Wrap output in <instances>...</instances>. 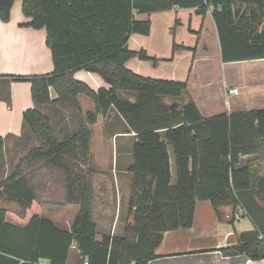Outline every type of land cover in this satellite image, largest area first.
Segmentation results:
<instances>
[{
	"label": "trees",
	"instance_id": "trees-1",
	"mask_svg": "<svg viewBox=\"0 0 264 264\" xmlns=\"http://www.w3.org/2000/svg\"><path fill=\"white\" fill-rule=\"evenodd\" d=\"M15 1L0 0L1 22L9 21ZM21 3L23 16L30 19L22 26L46 32L53 71L10 78L30 83L34 107L23 113L22 134L13 147L23 156L0 181V264H66L70 248L76 249L87 264H148L156 258L164 233L191 227L197 201L210 202L215 211L240 204L250 210L251 206L242 202V195L253 187L264 194V177L251 180L243 162L244 157L259 153L264 139V108L205 119L191 100L182 107L164 103L165 98H180L187 82L151 79L125 67L131 58L154 66L161 61L144 50H129L127 42L132 34L148 36L151 32L150 20H138L136 16L148 17L172 8L195 10L202 19L211 11L222 63L264 60V27L260 31L256 28L264 15V0ZM178 50L195 52L173 41L167 61ZM79 70L98 75L109 90L93 93L73 79V73ZM50 88L57 95L55 100L50 99ZM122 91L133 94L135 101L120 99L117 93ZM79 94L92 98L96 109L65 131L51 117L60 120L62 107L79 115ZM6 103L10 105V98ZM111 107L126 131L135 135L129 167L133 182L122 237H112L109 232L113 208L108 205V192L102 185L95 186L94 171L84 169L92 135L88 126ZM5 141L0 137V172L6 166ZM169 147L174 155L175 184L171 183ZM46 191L49 201L78 207L69 231L38 215L24 227L6 221L4 203L15 204L25 213L40 201L39 193ZM102 215L105 225L100 222ZM99 230L100 241L96 238ZM258 235L259 231L242 233L236 247L221 252L262 260L264 246Z\"/></svg>",
	"mask_w": 264,
	"mask_h": 264
},
{
	"label": "crops",
	"instance_id": "crops-1",
	"mask_svg": "<svg viewBox=\"0 0 264 264\" xmlns=\"http://www.w3.org/2000/svg\"><path fill=\"white\" fill-rule=\"evenodd\" d=\"M21 4V0H16L11 8L9 21L7 23L0 21V137L6 138L4 150L9 140H14L12 146L14 147L17 138L22 134L23 113L34 107L30 83L16 82L10 78L48 75L53 71L51 55L45 45L46 32L44 29L35 30L22 26L30 19L23 16ZM210 17L211 11L207 12L202 19L195 14V10L180 8L154 13L148 17L136 16L138 20L147 18L150 20L151 32L148 36L132 34L127 42L128 49L144 50L149 56L161 61L154 66L150 62L131 58L125 63V67L135 74L151 79L187 82L186 92L180 98H165L164 103H175L182 107L191 100L205 119L222 113L259 110L251 109L250 93L248 89L247 93L242 91L247 79H243L240 72L225 73L223 76L215 73L214 66L222 69L228 64L238 66L240 63L249 61L225 64L221 62L218 36L214 22L211 24L208 21ZM175 22L178 23L176 26ZM198 27L199 30H197ZM199 31H201L200 36L196 38L192 32ZM209 34L216 46L212 56L207 51L206 43H203ZM173 41L187 49H195L194 54L190 50H178L173 59L167 61L171 57ZM201 45L202 51L205 50L204 53L200 52ZM73 79L86 85L95 94L109 90V85L98 75L84 70L74 72ZM256 81L263 83L256 89L264 91V78H256ZM232 89H237V94L230 93ZM49 96L51 100L57 97L51 88ZM117 96L130 102L135 101L131 93L122 91L118 92ZM7 98H10V105L6 103ZM182 98L183 101L180 102ZM77 102L80 107L79 115L68 107H62L59 110L62 113L61 119L58 120L52 116V122H60V128L66 131L72 129L78 121L84 120L86 113H93L96 109L94 100L85 94H79ZM88 128L92 135L88 161L84 169L94 171L95 186L102 185L108 192V205L113 208L109 232L112 237H122L133 182L129 167L132 164L131 151L135 135L126 131L123 120L112 107L100 112L96 122ZM95 133H97L95 143L103 144L108 149L107 152L92 147ZM20 152L22 151L18 149L14 153ZM168 152L171 183L175 184L174 155L170 147ZM245 158L249 157H244L243 160ZM94 159L108 160L109 165L94 167L91 165L94 164L92 162ZM5 168L4 179L8 175V165ZM250 192L242 195V202L248 203L251 206L250 210L240 204L235 208L221 206L215 211L210 202L197 201L191 227L164 233L162 242L155 251L156 258L148 264H264V259L253 261L245 255H227L221 252L222 249L236 247L242 233L254 231H259L257 240L264 246V194L259 193L257 187H253ZM68 206L75 211V214L71 221H66V226H60L53 219L38 213L31 214L23 224L8 221L6 215L5 219L11 224L24 227L33 215H38L52 221L57 228L69 231L78 214V207ZM96 206L101 205L96 204ZM104 217L105 215L100 222L104 220ZM105 224L102 222V225ZM96 238L98 241L101 240V230L98 231ZM83 262L78 251L70 248L66 264H83Z\"/></svg>",
	"mask_w": 264,
	"mask_h": 264
},
{
	"label": "rangeland",
	"instance_id": "rangeland-1",
	"mask_svg": "<svg viewBox=\"0 0 264 264\" xmlns=\"http://www.w3.org/2000/svg\"><path fill=\"white\" fill-rule=\"evenodd\" d=\"M243 7V6H242ZM209 23H213L211 17L209 18ZM260 25L256 26L257 30L260 31L264 27V15L261 16V19L259 20ZM214 25V24H213ZM212 29V28H211ZM199 30V27L197 28ZM209 30V29H208ZM213 31V30H212ZM172 32V29H171ZM185 32V31H184ZM200 32L198 33V36L196 34L195 37L200 36ZM210 32V31H209ZM211 33V32H210ZM206 43L208 47L209 55L212 56L215 52V41L214 39L209 35H207L206 40L203 41V43ZM200 52L204 53L205 50L202 51V45ZM225 64V63H223ZM236 65V64H235ZM214 71L217 74H220L223 76V74H234V73H241L242 78L247 79V83L245 85V89L243 88V93H247V89L249 91V98L250 100V106L251 109H262L264 108V91H261V89H256L258 86L263 85L260 81H256V78H264V60H254L249 61L247 63H240L238 66H233L231 64H228L225 66L224 70L218 69L214 66ZM244 95V94H243ZM183 101L180 100V102ZM97 138V133L94 134L93 137V146L94 149H100L103 152H107L108 149L103 145L99 143H95V139ZM13 142L14 140H9L6 149L4 152V159H5V165H8V173L13 169L14 165L17 163L18 159L21 158L23 155L22 152L20 153H14L13 152ZM94 164H91L94 167H107L109 165L108 160H99L94 159L92 160ZM243 162L247 165L248 169L250 170L251 180H254L256 176H264V139L260 141V149L257 156H252L249 158H245ZM243 163V164H244ZM241 164L240 166H245ZM91 167V166H90ZM6 173V168H4V171L0 172V181L4 179ZM176 180V178H174ZM40 201L34 202L32 206L26 210V212H22L15 204H8L4 203L5 209H6V219L14 224H23L27 221V218L31 216L33 213H38L41 216L49 217L53 219L58 225L60 226H66V221H71L73 218L75 211L70 209V207L67 204H57L55 201H49L48 194L46 192H42V194L39 193Z\"/></svg>",
	"mask_w": 264,
	"mask_h": 264
},
{
	"label": "built area",
	"instance_id": "built-area-1",
	"mask_svg": "<svg viewBox=\"0 0 264 264\" xmlns=\"http://www.w3.org/2000/svg\"><path fill=\"white\" fill-rule=\"evenodd\" d=\"M229 92L232 93V94H237V89H232V90H230ZM83 264H87V262L84 261Z\"/></svg>",
	"mask_w": 264,
	"mask_h": 264
}]
</instances>
